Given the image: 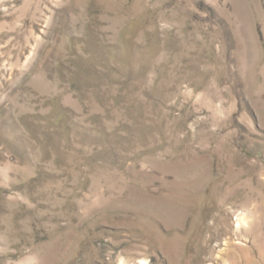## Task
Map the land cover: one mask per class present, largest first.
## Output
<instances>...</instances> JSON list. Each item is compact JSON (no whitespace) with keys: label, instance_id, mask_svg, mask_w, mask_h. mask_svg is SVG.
<instances>
[{"label":"rangeland","instance_id":"374dc122","mask_svg":"<svg viewBox=\"0 0 264 264\" xmlns=\"http://www.w3.org/2000/svg\"><path fill=\"white\" fill-rule=\"evenodd\" d=\"M0 264H264V0H0Z\"/></svg>","mask_w":264,"mask_h":264}]
</instances>
